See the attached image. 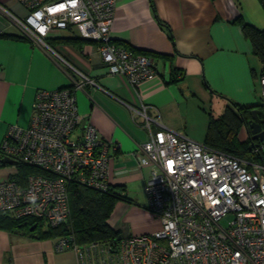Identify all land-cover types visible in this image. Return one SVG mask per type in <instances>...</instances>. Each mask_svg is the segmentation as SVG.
I'll return each instance as SVG.
<instances>
[{
  "label": "built area",
  "instance_id": "1",
  "mask_svg": "<svg viewBox=\"0 0 264 264\" xmlns=\"http://www.w3.org/2000/svg\"><path fill=\"white\" fill-rule=\"evenodd\" d=\"M24 14L8 17L32 43H47L61 30L96 43L110 74L137 87L155 74L152 56L112 41L116 0H15ZM52 50V49H51ZM73 86L38 89L27 126L8 125L0 144L13 176L0 179V209L16 218L41 219L50 227L68 221L69 187L107 192V144L78 113L74 90L92 79L76 70ZM264 111V67L258 75ZM149 127L153 118L141 111ZM245 159L206 146L171 129L150 132L133 152L147 166L146 208L159 227L111 240L78 241L69 226L55 237L56 251L71 250L77 264H264V131ZM18 163L37 169L24 176ZM227 217L225 226L221 219Z\"/></svg>",
  "mask_w": 264,
  "mask_h": 264
},
{
  "label": "crops",
  "instance_id": "2",
  "mask_svg": "<svg viewBox=\"0 0 264 264\" xmlns=\"http://www.w3.org/2000/svg\"><path fill=\"white\" fill-rule=\"evenodd\" d=\"M15 3L0 0L18 14ZM237 18L264 29L260 0H116L112 41L155 61V74L134 87L125 75L107 71L95 42L61 30L46 40L51 50L32 43L0 12V33L8 34L0 35V144L9 124H29L38 89L71 87L76 70L82 72L95 84L75 88L78 113L107 144L108 184L124 193L106 222L120 236L158 228L146 208L149 168L135 166L136 147L161 127L203 142L214 101L218 115L231 101L258 107L262 64ZM143 106L156 120L149 127L135 111ZM243 131L241 141L248 135ZM9 165L0 166V179L13 176ZM54 240L0 228V264H77L73 251L55 250Z\"/></svg>",
  "mask_w": 264,
  "mask_h": 264
},
{
  "label": "trees",
  "instance_id": "3",
  "mask_svg": "<svg viewBox=\"0 0 264 264\" xmlns=\"http://www.w3.org/2000/svg\"><path fill=\"white\" fill-rule=\"evenodd\" d=\"M260 2L264 9V0H260ZM236 21L243 35L249 40L252 52L258 57L262 67H264V29H258L241 18H237ZM0 35L8 36L6 33H0ZM125 47L131 49L128 46ZM133 51L137 52L136 50ZM138 52L147 53L144 51ZM250 118V107L231 101L217 118L210 114L203 143L208 147L222 150L235 156L243 157L247 154L249 159L259 158L260 155L251 153V148L257 142L256 139H253L250 134L243 141L238 138V129L240 126H244ZM1 165L4 164L0 161ZM17 166L20 176L37 171L32 166H24L20 163ZM68 192L70 202L68 221L56 227H50L41 219H16L0 209V228L8 231L23 230L37 238H45L61 235L70 226L78 241L111 240L119 236V232L113 230L106 220L112 211L115 201L118 198H124V193L121 190H116L114 187L109 186L107 192H100L84 185L71 184ZM33 224H36V226L30 231L29 227Z\"/></svg>",
  "mask_w": 264,
  "mask_h": 264
},
{
  "label": "water",
  "instance_id": "4",
  "mask_svg": "<svg viewBox=\"0 0 264 264\" xmlns=\"http://www.w3.org/2000/svg\"><path fill=\"white\" fill-rule=\"evenodd\" d=\"M259 109L253 108L251 109V118L245 123L244 127L247 130L248 134L251 135L253 139L262 140L263 139V131L261 130V119L258 117ZM0 161L3 164H12L13 161L9 157H1ZM36 224H33L29 227V230H33ZM120 237V235L118 236Z\"/></svg>",
  "mask_w": 264,
  "mask_h": 264
},
{
  "label": "rangeland",
  "instance_id": "5",
  "mask_svg": "<svg viewBox=\"0 0 264 264\" xmlns=\"http://www.w3.org/2000/svg\"><path fill=\"white\" fill-rule=\"evenodd\" d=\"M17 4V5H16ZM14 11H16V12H18V14L19 15H22V14H24V9L21 7V5L20 4H18V3H15V9H13ZM256 92H257V94H258V96H259V88L257 87V89H256ZM260 103H261V97L259 98V102H258V107H257V109H261V107H260ZM221 105H219V103H216V101H214L213 103H212V105H211V115L214 117V118H217V116H218V113L220 112V107ZM220 115V114H219ZM243 125L242 126H240V128L238 129V134H241L242 136L244 135V131H243ZM245 159H249V157H248V155L246 154V155H244L243 156ZM242 157V158H243ZM9 166H11V165H9ZM4 168V167H3ZM227 221H228V218L227 217H225V218H223V219H221V221H220V223H221V225H223V226H225L226 224H227Z\"/></svg>",
  "mask_w": 264,
  "mask_h": 264
},
{
  "label": "flooded vegetation",
  "instance_id": "6",
  "mask_svg": "<svg viewBox=\"0 0 264 264\" xmlns=\"http://www.w3.org/2000/svg\"><path fill=\"white\" fill-rule=\"evenodd\" d=\"M258 117L261 119V130L264 131V111L262 109H259Z\"/></svg>",
  "mask_w": 264,
  "mask_h": 264
}]
</instances>
